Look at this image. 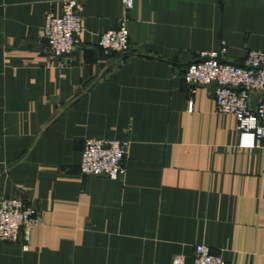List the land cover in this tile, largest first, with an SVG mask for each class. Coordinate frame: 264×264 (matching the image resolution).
<instances>
[{
    "label": "crops",
    "instance_id": "1",
    "mask_svg": "<svg viewBox=\"0 0 264 264\" xmlns=\"http://www.w3.org/2000/svg\"><path fill=\"white\" fill-rule=\"evenodd\" d=\"M78 1L80 44L55 59L42 29L62 0H0V198L41 218L0 264H193L199 245L264 264V143L184 80L264 51V0H135L125 58L98 45L122 0ZM93 139L130 144L120 179L82 174Z\"/></svg>",
    "mask_w": 264,
    "mask_h": 264
},
{
    "label": "built area",
    "instance_id": "2",
    "mask_svg": "<svg viewBox=\"0 0 264 264\" xmlns=\"http://www.w3.org/2000/svg\"><path fill=\"white\" fill-rule=\"evenodd\" d=\"M124 13L114 30L104 32L99 47L125 58L132 54L130 41V14L135 0H122ZM84 31L81 3L62 0L59 14L45 15L42 36L51 56L55 59L72 54L80 44ZM226 53L225 44L221 54ZM240 65L224 63L220 56H204L187 68L184 80L189 85L210 87L217 84L214 94L217 112L233 116L240 133L252 134L256 144L264 143V51H249ZM251 94H263L255 112L251 108ZM192 109V105H190ZM129 143L118 140H87L84 145L81 172L86 176L107 177L118 180L125 174L124 163ZM41 222L38 211L26 206L20 198H0V242L27 244L31 231ZM25 244L24 249L27 250ZM172 264H186L185 258L175 255ZM193 264H228L222 255L213 254L206 245L196 246Z\"/></svg>",
    "mask_w": 264,
    "mask_h": 264
},
{
    "label": "water",
    "instance_id": "3",
    "mask_svg": "<svg viewBox=\"0 0 264 264\" xmlns=\"http://www.w3.org/2000/svg\"><path fill=\"white\" fill-rule=\"evenodd\" d=\"M240 66L243 67L242 65H240ZM216 88H217V84L216 83H213L210 86V90L213 93H215ZM262 99H263V94H251V108H252L253 112H255L257 110V107L261 103Z\"/></svg>",
    "mask_w": 264,
    "mask_h": 264
}]
</instances>
